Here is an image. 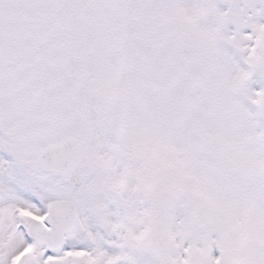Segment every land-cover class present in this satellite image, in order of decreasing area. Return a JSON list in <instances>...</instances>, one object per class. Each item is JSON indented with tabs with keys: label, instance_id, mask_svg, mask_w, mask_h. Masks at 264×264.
Listing matches in <instances>:
<instances>
[{
	"label": "snow or ice",
	"instance_id": "snow-or-ice-1",
	"mask_svg": "<svg viewBox=\"0 0 264 264\" xmlns=\"http://www.w3.org/2000/svg\"><path fill=\"white\" fill-rule=\"evenodd\" d=\"M0 264H264V0H0Z\"/></svg>",
	"mask_w": 264,
	"mask_h": 264
}]
</instances>
